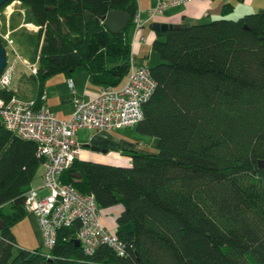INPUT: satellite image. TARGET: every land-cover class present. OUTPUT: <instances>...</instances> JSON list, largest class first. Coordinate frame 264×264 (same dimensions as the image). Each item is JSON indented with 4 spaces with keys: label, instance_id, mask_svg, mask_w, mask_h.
Wrapping results in <instances>:
<instances>
[{
    "label": "trees",
    "instance_id": "trees-1",
    "mask_svg": "<svg viewBox=\"0 0 264 264\" xmlns=\"http://www.w3.org/2000/svg\"><path fill=\"white\" fill-rule=\"evenodd\" d=\"M12 1L39 29L37 105L50 76L79 67L98 87L126 80L138 0H8L0 10ZM233 5L221 18L155 32L157 88L136 129L159 139L156 152L129 150L128 166L77 158L62 175L101 210L122 205L116 225L132 226L116 232L124 256L107 245L85 254L76 226L61 227L51 249L13 253L12 227L28 214L26 191L44 158L0 126V264H264V13L227 18ZM111 10L130 16L126 29L86 19Z\"/></svg>",
    "mask_w": 264,
    "mask_h": 264
},
{
    "label": "built area",
    "instance_id": "built-area-1",
    "mask_svg": "<svg viewBox=\"0 0 264 264\" xmlns=\"http://www.w3.org/2000/svg\"><path fill=\"white\" fill-rule=\"evenodd\" d=\"M190 1L157 0L156 6L147 12L154 17L162 14L166 7ZM133 23L136 30H141L138 15ZM7 38L8 35L0 31V39L7 43ZM140 40L144 41L145 37L140 35ZM131 58L124 84L101 86V90L87 100L74 98V111L68 118H59L52 112L46 103L45 92L40 105L35 103V98L25 99L16 94L9 98L0 96V119L4 128L22 139L37 143V153L44 158L42 182L26 191L24 204L26 210L37 217L43 245L48 249L55 246L61 227L76 226L75 239L80 241L85 254H94L102 245L110 246L120 256L127 253L126 243L103 226L102 210L95 196L82 193L73 184L64 182L62 175L81 156L82 146L75 139L78 130L109 131L135 126L143 119L142 108L154 94L157 82L149 64L136 65ZM38 61L39 57L29 64L33 74L38 71ZM9 63L8 58L0 75V91L11 88L13 66L12 62ZM69 84L73 86L71 80ZM41 190L47 193L42 195Z\"/></svg>",
    "mask_w": 264,
    "mask_h": 264
},
{
    "label": "crops",
    "instance_id": "crops-1",
    "mask_svg": "<svg viewBox=\"0 0 264 264\" xmlns=\"http://www.w3.org/2000/svg\"><path fill=\"white\" fill-rule=\"evenodd\" d=\"M233 2L234 10L239 11L238 17H241L248 13L253 12H260L264 10V0H230ZM227 0H192L190 2L184 3V4H178L166 7L162 14H157L154 17H150L147 9L155 7L157 4V0H138V17L139 22L142 24L141 30H136L135 24L134 27L131 30V33L129 36H131V49H132V61L136 65L146 64L148 65L149 62L145 61V59L150 56V49L152 48L154 40L158 37L155 34V30L151 28V25L153 22H160V23H168V24H180L184 22L185 19L189 21L190 24L192 23H203V22H209L212 19H216L218 17L222 16V5L225 4ZM20 4L17 1H12L7 7L9 14L12 15L14 12L15 6ZM234 10L231 12L234 13ZM227 18H230L229 15L226 16ZM232 19V18H230ZM1 25V23H0ZM35 26V25H34ZM0 29L1 26H0ZM3 30V29H2ZM1 32H6L2 31ZM140 35L145 37L144 41L140 40ZM161 39H164L163 37ZM148 50V53H147ZM150 65V64H149ZM88 71L83 68L79 67L75 72H73L70 77L65 76L64 74H55L50 76V78L47 80L45 87L43 88L44 92L46 93V103L52 110V112L59 118H68L72 111H74V98H81V99H88L89 97L95 95L101 90V86L98 87V85L94 84L91 76L87 73ZM73 83V86L70 87L69 81ZM126 80L122 83L124 84ZM37 89V88H36ZM14 91V93L21 97V92L18 91V87H12L10 88V91ZM37 92L35 95L30 97L29 99H34L36 97ZM125 129L129 131V135L132 136L135 140H137L136 143H128V145L125 147L126 149L131 150H137L139 152H145V153H154L157 151V145L159 144V139L155 136L145 135L138 133L137 130H135L134 126H125ZM91 130L88 129H80L77 131L76 136H78V139H75L76 141L81 145L82 142H89V139H85L86 136H88V133ZM109 131H97V135H94V139L97 138V140H92V142H95V144H103L101 142L102 139H104L103 135L108 134ZM100 139V140H99ZM99 140V141H98ZM91 141V140H90ZM84 146V145H83ZM124 146V145H123ZM145 147H148L147 150ZM91 152L89 151H83L81 150V159L90 158ZM112 158L118 159L120 154L119 152L112 153ZM87 160V159H85ZM92 161V160H91ZM101 162L103 163L105 159H97L95 162ZM44 173V166L41 165L37 175H35L34 180L32 182V185H40L42 182V175ZM46 190H41L40 194L44 195L46 194ZM102 214V213H101ZM118 215V214H117ZM117 215H114V219H108L104 218V215L102 214V222L103 226L111 230L112 232L118 231H129L132 229V226L129 224L120 226L116 225L115 218ZM27 221V226L24 229H28L32 231V233L36 236L34 239V242L38 244V246L43 245L42 241V233L41 229H39V223L37 217L29 213L26 214L25 218ZM23 219V220H24ZM15 234V233H14ZM16 236V235H15ZM16 240V239H15ZM19 249H22L23 247L19 245L17 242V245ZM36 248V247H35ZM25 249H27L25 247Z\"/></svg>",
    "mask_w": 264,
    "mask_h": 264
},
{
    "label": "rangeland",
    "instance_id": "rangeland-1",
    "mask_svg": "<svg viewBox=\"0 0 264 264\" xmlns=\"http://www.w3.org/2000/svg\"><path fill=\"white\" fill-rule=\"evenodd\" d=\"M5 8L0 10V26L3 29L0 30L6 31L3 33L8 35V42L6 43L5 41H3V44L6 49L5 51L8 54L9 61L10 63L12 62L13 66V71L10 75V78L12 79L11 85L12 87L19 88L18 91L21 92V97L29 99L30 97L35 95V93L37 92L36 88L38 87L37 78H34L32 76L33 73L29 68V64L33 63L35 60V50L37 49V45L39 43V29L38 27L34 26L31 15L29 14L30 10L28 7H25L20 3L15 6L12 15H10V11H8V9L6 10ZM238 15L239 11L234 10V13H230L229 17L232 19H237ZM145 61H147V63L149 62L150 65H155L156 63L161 61L160 55L154 49H150V56H148ZM134 128L135 130H137L136 125L134 126ZM97 134V131L91 130L88 133V136H86L85 138L87 140L89 139V142L81 143V150L91 152V157L85 159L96 161L97 159L103 158L105 159L103 163L124 166L132 164V158L126 154L131 149H126L125 147L128 145V143H136L137 140L129 135V131H127L125 127L109 130L108 134L101 136L104 138L101 140L103 144H95V142H92V140H97V138L94 139V135ZM76 139L79 140L78 136H76ZM86 143L95 147H99L101 150L103 149L107 151H93L90 149V147L88 148L83 146ZM145 149L150 150L148 149V147H145ZM114 152H119L120 156L118 159L114 160L112 158L111 155ZM122 209V205L117 204L112 207L105 208L101 211V213L104 215V218L114 219V215L119 214ZM26 226L27 221L24 219L12 227V230L16 235V242H18L19 245L23 247V249H25V247L29 250L34 249L35 247H42V252L47 250L48 248H46L44 245L38 246V244L34 242L36 236L32 233L31 230L28 231V229H24ZM19 250V247L15 246L13 253H17V251Z\"/></svg>",
    "mask_w": 264,
    "mask_h": 264
},
{
    "label": "water",
    "instance_id": "water-1",
    "mask_svg": "<svg viewBox=\"0 0 264 264\" xmlns=\"http://www.w3.org/2000/svg\"><path fill=\"white\" fill-rule=\"evenodd\" d=\"M8 0H0V7L5 4ZM86 13V19L88 21L90 20H96L100 21L103 25H105L111 32L118 33L123 31L128 26V21H130V16L124 12V11H117V10H111L106 15L101 17H96L92 12L85 11ZM259 13H264L263 11H260ZM190 26V23L187 19L184 20V22L180 24H168V23H160V22H153L151 25V28L155 31H165L168 29H180V28H186ZM5 47L0 41V75L3 73V71L6 68V63L8 62V54L5 51ZM0 126H2V122L0 119ZM85 147H90L93 151H103L106 152L107 150H101L99 147L92 146L88 143L84 144ZM259 168L264 167V160L260 159L258 161ZM74 177H76V182L78 183L81 181L80 175L74 174ZM6 226L5 221H3L2 218H0V228H4ZM77 245H80V241L77 239H74Z\"/></svg>",
    "mask_w": 264,
    "mask_h": 264
}]
</instances>
